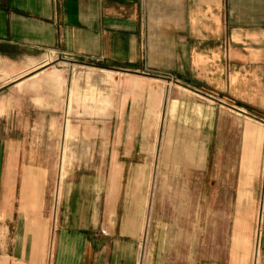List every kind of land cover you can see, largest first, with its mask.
Wrapping results in <instances>:
<instances>
[{
  "label": "crops",
  "instance_id": "1",
  "mask_svg": "<svg viewBox=\"0 0 264 264\" xmlns=\"http://www.w3.org/2000/svg\"><path fill=\"white\" fill-rule=\"evenodd\" d=\"M76 77L88 106L120 96L141 144L126 197L74 184L58 218L42 143L78 139ZM155 172L178 211L194 175L202 217L171 244L156 208L148 264H264V0H0V264H135Z\"/></svg>",
  "mask_w": 264,
  "mask_h": 264
},
{
  "label": "rangeland",
  "instance_id": "2",
  "mask_svg": "<svg viewBox=\"0 0 264 264\" xmlns=\"http://www.w3.org/2000/svg\"><path fill=\"white\" fill-rule=\"evenodd\" d=\"M88 66L93 67V65L90 64H88ZM75 80V108H73L70 113L68 127L71 132L79 133L78 139L75 141L68 140L63 142L62 140L57 142L44 141L42 143L44 144L42 150V163L45 168H48L52 172L54 179L48 191L49 195L47 199L51 203V206L54 205V213H56V209H58V218L61 216V212H63L62 204L65 202L64 196H67V192H70V190L66 188H71L74 184L75 186H81L80 192L85 191V196L88 194L90 197L92 192L99 191L103 200L106 197L109 198L111 192L115 194L113 195L114 197H126L129 188L132 158L124 154L129 153V148L137 149L141 144V141H130L128 139L131 128L130 123H128L129 109L121 108V98L119 95L114 92L106 96L100 95L102 98L100 100L106 103L104 108L94 107L93 104L88 106L86 104L89 103L87 101L84 102L86 92L79 87L80 85L77 82V77ZM112 80L111 78V81ZM96 84L98 83L96 82ZM92 98L96 103L100 101L98 100V91L92 94ZM62 115L64 117V114ZM121 121H123V124ZM83 133L87 136L85 140L81 139ZM63 147L64 152L66 151L64 155L62 154ZM158 147L156 145V148ZM119 163L122 164L124 168L123 174H112L113 169L115 170V166ZM169 175L173 191L176 193L179 192V196H176V198H178L180 197L182 189H185V181L184 179L179 181L177 174L172 173ZM182 177H187L186 181H188L186 188V199L188 204L183 206L181 211H178L173 210L172 206L168 204V199H171L168 197H166L167 200H165L164 206L161 204L156 207L155 199L162 195V190L160 189L159 174L155 172L151 175L148 187L145 189L147 200L146 215L142 232L139 236L138 255L135 264H142V262L143 264H148L152 239V216L158 207H160L159 213H164V209H166V213L170 217L166 222L175 232L170 238L171 244L173 242L177 243L176 240L179 241L182 239L185 240L187 244L196 240V237L193 236V230H196L198 225H200V219L202 217V215L200 216V214L198 215L196 213L198 207L196 203H201L200 189L194 185V175L182 174ZM79 183L81 185H79ZM77 188L79 187H76V189ZM200 208L201 205H199V209ZM205 215L207 214L203 212V216ZM55 222L56 218L54 216V219L51 221L52 233H55ZM56 223L58 224L60 222ZM180 232H184L183 235H180ZM94 237L98 238V236ZM258 238L259 232H257L256 236V239ZM204 240H206V237H204ZM177 255L178 253L170 254L172 257H177ZM187 256H190V254L188 253Z\"/></svg>",
  "mask_w": 264,
  "mask_h": 264
},
{
  "label": "built area",
  "instance_id": "3",
  "mask_svg": "<svg viewBox=\"0 0 264 264\" xmlns=\"http://www.w3.org/2000/svg\"><path fill=\"white\" fill-rule=\"evenodd\" d=\"M143 258H144V255H143ZM144 263H145V260H144ZM142 264H143V262H142Z\"/></svg>",
  "mask_w": 264,
  "mask_h": 264
}]
</instances>
